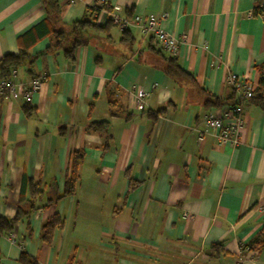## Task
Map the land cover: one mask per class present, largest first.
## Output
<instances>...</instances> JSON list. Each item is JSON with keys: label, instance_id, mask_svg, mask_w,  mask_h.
<instances>
[{"label": "crops", "instance_id": "1", "mask_svg": "<svg viewBox=\"0 0 264 264\" xmlns=\"http://www.w3.org/2000/svg\"><path fill=\"white\" fill-rule=\"evenodd\" d=\"M57 1L68 25L98 0ZM104 2L111 11L101 9L97 24L111 13H166L161 26L180 38L176 56L194 82L168 79L135 26L130 39L117 26L109 38L97 34L73 60L55 51L12 70L17 86L40 82L30 100L0 88V216L14 217L19 202L39 207L30 234L20 220L14 241L0 237V264H20L21 251L39 264H264V248L248 247L264 225V109L243 103L237 145L197 137L203 116L226 107L206 108L207 93L229 98L232 75L254 88L264 79V14L252 15L264 0ZM43 17L42 0H0V57L17 53L18 38ZM52 41L42 37L30 53ZM135 87L148 94L141 110ZM100 120L109 123L104 136L88 130ZM76 150L83 159L74 194L55 199ZM54 213L64 223L46 243L41 226ZM219 241L224 253L210 258Z\"/></svg>", "mask_w": 264, "mask_h": 264}, {"label": "trees", "instance_id": "2", "mask_svg": "<svg viewBox=\"0 0 264 264\" xmlns=\"http://www.w3.org/2000/svg\"><path fill=\"white\" fill-rule=\"evenodd\" d=\"M42 7L44 10L43 19L18 38L19 51L17 53H6L0 57V79L7 78L12 70L18 68L24 63L31 65L37 56H42L47 53L59 51L65 58L73 60L75 58V51L78 47L90 45L92 38H97V34L99 33H101L104 38H109L110 29L114 26H117L113 23L111 17H108L103 24L96 23L95 15L98 14L101 9H105L107 12L111 11L106 2H103L102 6H98L96 3L92 4V6L87 9L88 12L86 14L72 21L68 25H64L60 21V5L57 0H42ZM126 11L128 12V16H130L131 10ZM262 14H264V2L257 4L252 10V15L254 16ZM121 34L122 39L132 38L130 30L128 29L121 31ZM45 36H52L53 41L51 45L46 47L44 51L36 55H32L30 53L32 46L39 39ZM148 43L151 53H153V55L158 60V66L168 79L175 83H180V80L182 79H187L194 82L192 74L183 69L176 55L166 54L152 36L148 37ZM99 58V56L94 57V62L98 63ZM206 96L207 97L204 100V106L208 109L230 106L237 102V96L234 90L233 94L227 99H222L218 96L208 93ZM107 99L109 109L112 111L114 105L116 104L114 100V94L108 92ZM248 100H251L264 109L263 78H259L258 84L253 90V96ZM24 110L27 111L28 109L25 107ZM162 110L163 109L158 110L157 113H161ZM113 114L114 113L112 112L111 115ZM127 116L128 115H126V117ZM108 128L109 123L107 120L92 121L88 124V130L101 136L107 134ZM82 159V150H76L72 152L70 166L65 175L63 191L55 199H60L62 197L74 194L78 167L82 162ZM129 180V187L132 189L137 185V182L131 177ZM30 187L31 194H33L35 190L38 189L37 185L31 184ZM20 203L21 202H19L17 205V212L14 217L0 216V237L12 233L16 223L20 220L25 222L28 234H30L28 220L31 212L37 209L39 206L34 205L33 202H27L29 204L28 209H24L20 206ZM63 223V218L57 213H54L48 217L41 226V240L49 243L51 241L54 229L61 228ZM248 247L264 248V225L259 235L250 242ZM222 253H224L222 241L214 242L208 248V254L210 258H217ZM18 261L20 264H39L35 257L27 254L25 251L20 252Z\"/></svg>", "mask_w": 264, "mask_h": 264}, {"label": "built area", "instance_id": "3", "mask_svg": "<svg viewBox=\"0 0 264 264\" xmlns=\"http://www.w3.org/2000/svg\"><path fill=\"white\" fill-rule=\"evenodd\" d=\"M104 0H98L96 4L102 6ZM166 13L159 15L150 14L142 18L139 14H135L131 20L121 16L119 13H111L110 17L119 30H127L131 26L138 28L142 38L152 36L161 49L169 55H176L180 38L173 32L164 29L161 21L166 17ZM232 89L237 96V102L233 105L226 106L220 111H209L203 118V128L197 132L199 140H203L205 134H211L215 137L219 145L229 142L233 145L239 143L240 131L244 125L243 103L253 96L254 86L245 80L234 75L228 78ZM39 79H33L27 87L17 86L8 78L0 79V88L7 89L12 96H16L18 92L22 93L26 100H30L32 93L38 88ZM134 98V106L141 110L145 107L148 94L139 88L131 91ZM10 240L14 241L15 237L9 235ZM236 264H241V261Z\"/></svg>", "mask_w": 264, "mask_h": 264}, {"label": "rangeland", "instance_id": "4", "mask_svg": "<svg viewBox=\"0 0 264 264\" xmlns=\"http://www.w3.org/2000/svg\"><path fill=\"white\" fill-rule=\"evenodd\" d=\"M241 132V131H240Z\"/></svg>", "mask_w": 264, "mask_h": 264}]
</instances>
